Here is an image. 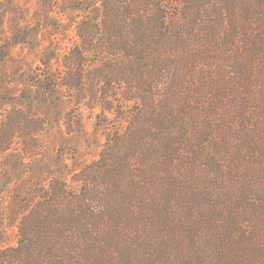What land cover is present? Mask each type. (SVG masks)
<instances>
[{
    "label": "trees",
    "instance_id": "obj_1",
    "mask_svg": "<svg viewBox=\"0 0 264 264\" xmlns=\"http://www.w3.org/2000/svg\"><path fill=\"white\" fill-rule=\"evenodd\" d=\"M71 4V44L0 113V156L36 158L82 109L104 145L49 180L0 264H264V0Z\"/></svg>",
    "mask_w": 264,
    "mask_h": 264
},
{
    "label": "rangeland",
    "instance_id": "obj_2",
    "mask_svg": "<svg viewBox=\"0 0 264 264\" xmlns=\"http://www.w3.org/2000/svg\"><path fill=\"white\" fill-rule=\"evenodd\" d=\"M74 0H0V113L10 107L8 98L24 85L21 74L36 65L49 48L71 44L82 11ZM28 35V43L6 46L14 31ZM4 47V48H3ZM98 110H81L78 131L68 133L62 124L48 127L42 136L43 150L29 160L0 156V246L16 244V225L40 199L51 178L69 182L74 171L98 158L104 145V128Z\"/></svg>",
    "mask_w": 264,
    "mask_h": 264
}]
</instances>
